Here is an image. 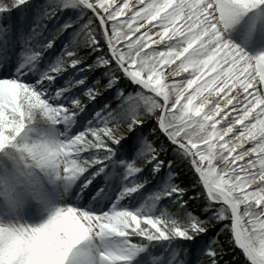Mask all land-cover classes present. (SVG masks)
Wrapping results in <instances>:
<instances>
[{
  "label": "snow or ice",
  "instance_id": "snow-or-ice-1",
  "mask_svg": "<svg viewBox=\"0 0 264 264\" xmlns=\"http://www.w3.org/2000/svg\"><path fill=\"white\" fill-rule=\"evenodd\" d=\"M25 4L0 0V42H19L21 67L38 61L55 41V35L42 38L39 22L21 33ZM260 6L264 0H56L53 8L46 0L41 20L65 7L91 19L40 80L0 77V264H220L226 249L236 264H264V91L256 87L264 84V52L249 55L226 38L230 25ZM101 38L103 55L86 67L110 66L107 81H94L67 102L61 98L67 89L45 98L41 80L81 63L80 46L98 51ZM251 39L264 41V22ZM189 68L193 78L175 79ZM121 75L115 104L109 101L82 130L69 132L84 105ZM129 81L135 90L125 91ZM205 91L217 99L209 101ZM37 114L65 125L64 131L54 139L34 135ZM169 150L186 161L203 205L198 211L173 179L174 160L161 155ZM108 166L121 169L124 180L150 169L139 183L124 185L117 199L149 183L161 168L167 176L133 210L91 206L84 190ZM72 185L85 202L61 206L57 202ZM165 198L166 210L157 207ZM43 211L44 219L29 222ZM214 225L218 231L210 236Z\"/></svg>",
  "mask_w": 264,
  "mask_h": 264
},
{
  "label": "rangeland",
  "instance_id": "rangeland-1",
  "mask_svg": "<svg viewBox=\"0 0 264 264\" xmlns=\"http://www.w3.org/2000/svg\"><path fill=\"white\" fill-rule=\"evenodd\" d=\"M45 4L46 0H26V4L20 6L21 11L19 13V19L23 22L22 28L20 30L21 33L25 34L26 28H28L29 25H35L38 22L40 23V21H42L40 17L42 14V6H45ZM47 4L55 8L56 0H47ZM67 8H70V10H74L75 13L73 15L68 16V13L66 12ZM60 12L62 15L66 14L64 18H61V14L56 11L54 12V14L50 15V18L44 21H48L50 24L52 23L53 25H56L57 23H59V21H62L63 23L75 21V23L72 24V28L64 30L63 32L59 33V35L55 34V41L53 47L47 49L38 61H33L31 63L25 61V68L22 71H19V69L22 68L21 61L24 58L21 56V46L19 42L15 43L14 45L0 42V60L4 58L5 50H7L8 56L10 57V59H12V61H14V63L10 67V72H14V75H16L12 77L19 76V78L23 82L28 84H32L36 80H40L41 73L45 71L48 67L53 66L54 62L60 56L61 50L69 41L70 36L77 29H79L82 24L86 23V21L83 19L85 17L83 15H85L86 13H82L81 10L76 7H65ZM62 12H64V14ZM13 13L15 14V9H13ZM261 22H264V6H260L256 9L250 10L248 13H245L241 18H239L236 22L229 26V29L226 33L232 40H235L236 42L240 43V45H242L244 49L248 50L251 48L249 51L252 52V56H256L261 52H264V41L252 40L251 36L252 33L256 30L257 24ZM66 36H68V40L66 39ZM149 46L157 47L151 45ZM144 50L147 51V49ZM81 51L82 54L78 53L79 56L83 57L81 63L73 67H67L64 70L53 74L55 76V79L52 81L41 80L43 88H41L40 91L43 93L45 98H48L51 101V98L55 96L57 88L67 89V92L64 94L63 97H61L67 102L70 101L72 98L81 97L86 88L91 87L94 81L99 80L101 85H103L107 81L108 77L106 76V73L110 70V66L104 65L95 66L92 68L86 67V65L96 64L97 56L103 55L104 48L101 43L98 51L89 47H84V49ZM33 65L35 66L33 67ZM5 75L10 76L5 72L0 71V77H4ZM124 79L125 77L121 75L120 79L117 80L111 88L104 89L100 92L99 95L95 97L94 100L86 103L84 105V110L78 112L75 121L68 129L69 132L74 133L76 130H82V128L87 125L88 121L93 118L92 114L96 111H99V109L103 108V106L107 103V98H113V96H115V90L118 87L122 86L121 80ZM79 80H83V83L77 84L76 81ZM135 88L136 85L131 84V82L129 81L127 87H125V91H128L129 89L135 90ZM261 88L262 91H264V84H261ZM145 94L153 95L146 91ZM32 127L36 130L33 133L34 135H44L45 137L51 139L57 138L59 134L65 129V125L52 124L50 122H47L46 118L44 117H38ZM161 155L164 160L167 161L171 157L176 156V153L169 150L162 153ZM120 159L129 160L131 159V157L122 156L120 157ZM149 174L150 169L148 168V166H145V168H143L141 172L136 173L134 176H129L126 180H124L121 179V169H114L111 166H108L105 168L104 172L99 173L93 179L92 182L95 181V185L94 187L90 188L91 193L87 201L93 202V196L99 195V204L97 205L95 203L91 206L104 207V205L107 204L110 207L114 203L116 205L127 207L129 210H133L134 208L139 207L141 204H146L145 198L150 195V192L158 190L164 178L167 176L166 168H161L160 172L153 176L149 183L144 184L143 187L138 188L135 192L125 194L120 197V199H117V197L120 196L124 185L131 186L132 184L139 183L143 177L149 176ZM104 188L109 191L110 195H106L104 192H102ZM75 189H78V187H76ZM98 189H100V191H98ZM186 189L187 190L183 193L182 198L187 200L189 205L193 203L195 197L190 194L188 188ZM64 195L65 196L63 200L57 202L61 206H63L64 203H70L75 201L73 200V197L70 193L65 192ZM190 197L191 199H189ZM161 202L162 201L158 203L157 207L160 206L162 209H164L162 207ZM46 216L47 211H43L41 215L31 217L29 219V222H38L39 220L44 219ZM153 243L156 244L157 242ZM95 246L96 245L94 244L91 246H86V250L91 252L92 248Z\"/></svg>",
  "mask_w": 264,
  "mask_h": 264
},
{
  "label": "trees",
  "instance_id": "trees-1",
  "mask_svg": "<svg viewBox=\"0 0 264 264\" xmlns=\"http://www.w3.org/2000/svg\"><path fill=\"white\" fill-rule=\"evenodd\" d=\"M56 11L61 14V12H60L61 10H56ZM73 11L74 10H70V8H67L66 12L68 13V16H69V15H73L75 13V11L74 12ZM62 13L64 14V12H62ZM85 13L86 14L83 15V16H85L83 19L87 22L88 20L91 19V17H90V15H88V13L86 11H85ZM65 15L61 14L60 17L64 18ZM40 23L43 24V27L41 29L43 39H48V38H51L52 36H54L57 33V30L60 28V26L64 24L62 21H59V23H57L56 25H53L52 23L50 24L48 21H44V20L40 21ZM32 28H33V25H31L29 28H27L25 34L29 33L32 30ZM67 37L68 36H66V39L68 40ZM100 43L103 46L102 38L100 39ZM83 49H84V47H83V45H81L79 48V54L80 53L82 54L81 50H83ZM109 101H112V103L115 104V101L109 97L107 98L106 104H108ZM38 117H40L39 114H37L36 120L38 119ZM151 123H152V121H148L149 125H151ZM170 159H173L174 163L176 165L175 171H176L177 175L173 178L175 183L179 184L181 187H185V188L189 189L190 194L195 197V200L193 201L192 204H189V206L193 207L194 209H196L198 211L199 208H201L203 205L200 203L199 198L196 197V195H195L197 192V189L191 186V174L189 173L187 167H185L186 161H183V160L177 158L176 156L171 157ZM166 202H167V198L162 200V207L165 210L167 209ZM207 231L210 234V236L215 235L216 231H218V226L214 225V226L210 227ZM233 255H234L233 252L228 251L226 249L225 253L222 257V260L220 261V264H224V261H227L228 264H236V261L232 259Z\"/></svg>",
  "mask_w": 264,
  "mask_h": 264
},
{
  "label": "bare ground",
  "instance_id": "bare-ground-1",
  "mask_svg": "<svg viewBox=\"0 0 264 264\" xmlns=\"http://www.w3.org/2000/svg\"><path fill=\"white\" fill-rule=\"evenodd\" d=\"M130 3H131V0H130ZM177 23H179V21L177 22ZM146 27V26H145ZM145 29H141L140 31L142 32V31H144ZM226 38H228L229 40H231L232 42H234V43H236L237 45H239L247 54H249V55H252V52H250L249 50L251 49H248V50H246V49H244L243 48V46L242 45H240V43H238V42H236L235 40H232L228 35H227V33H226ZM152 39H159V37H157V36H155V35H152ZM149 45H151V46H157V45H152L151 43H149ZM158 47V46H157ZM5 56H4V58L2 59V60H0V71L1 72H5V73H7L8 75H10V76H15L14 75V72H10V67L12 66V64L14 63V61H12V59H10V57L8 56V54H7V50H5V54H4ZM179 61H177V63H178ZM25 68V64L23 65V67L22 68H20L19 69V71H22L23 69ZM192 71V69L191 68H189L188 69V71H182L181 73H180V76H177V77H175V79H177V80H180L181 78H193L192 76H190L189 75V73ZM208 75L209 76H211L212 75V72H208ZM257 81L259 80V74H257ZM207 79V76L205 77V80ZM193 87H195V86H193ZM256 87L259 89V90H261L262 91V88H261V84H259V83H257V85H256ZM250 91H254V89H249ZM189 92H191V89H189L188 90ZM233 91H235V90H233ZM229 95H231V93H229ZM202 96H208V92L207 91H205V92H203L202 93ZM197 99H200V97H197ZM214 99H217V97L215 96V94H213V95H211V96H208V100L209 101H211V100H214ZM194 103H195V101H194ZM205 107H207V105H205ZM231 106H229V108H230ZM232 113L230 112V115H231ZM221 123H223V122H221ZM217 128H219V125H217ZM248 145H245V147H247ZM237 163L239 164V163H241V161H237ZM77 183H79V181L77 182ZM94 185H95V181L94 182H92V184H90L89 186H88V188L87 189H85L84 191H86V192H88L89 193V195H90V188L91 187H94ZM77 186L76 185H72L70 188H68L67 189V193H70L71 195H72V197H73V200H75V201H78V202H80V203H84L85 202V199H84V192H81L80 191V189L78 188V189H75ZM75 192H79L80 193V195L77 197V196H75L74 195V193ZM102 192H104L106 195H110V193H109V191H107L106 190V188H104L103 189V191ZM65 196V195H64ZM98 196L99 195H96V196H93V202H89V201H86L89 205H93V204H95L98 200H100V199H98ZM102 196V195H101Z\"/></svg>",
  "mask_w": 264,
  "mask_h": 264
},
{
  "label": "water",
  "instance_id": "water-1",
  "mask_svg": "<svg viewBox=\"0 0 264 264\" xmlns=\"http://www.w3.org/2000/svg\"><path fill=\"white\" fill-rule=\"evenodd\" d=\"M145 91H146V92H149L150 94H153V95H155L154 93H151V92H150V90H145Z\"/></svg>",
  "mask_w": 264,
  "mask_h": 264
}]
</instances>
